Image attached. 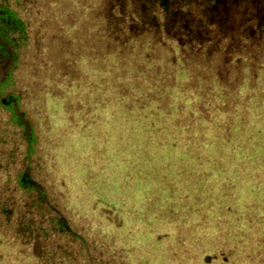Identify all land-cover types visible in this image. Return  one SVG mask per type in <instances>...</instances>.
I'll return each mask as SVG.
<instances>
[{
  "label": "rangeland",
  "instance_id": "374dc122",
  "mask_svg": "<svg viewBox=\"0 0 264 264\" xmlns=\"http://www.w3.org/2000/svg\"><path fill=\"white\" fill-rule=\"evenodd\" d=\"M34 2L14 73L28 162L82 240L29 241L11 218L0 264H264V50L225 64L171 33L116 31L102 2ZM7 117L0 182L28 163Z\"/></svg>",
  "mask_w": 264,
  "mask_h": 264
},
{
  "label": "trees",
  "instance_id": "16d2710c",
  "mask_svg": "<svg viewBox=\"0 0 264 264\" xmlns=\"http://www.w3.org/2000/svg\"><path fill=\"white\" fill-rule=\"evenodd\" d=\"M246 2L238 0L235 3L233 12L241 15L218 16L214 18V24L211 23V18H202L203 26L193 28L189 25V28L194 29L195 32L186 37L193 41L192 44H196L194 49L202 51L209 47L208 52L214 48V56H221L225 64L231 60L233 63H239L240 58H252L254 54L263 51L264 3H256L246 10L248 3ZM4 10L6 13L3 19L6 23L10 22L11 26L7 27L9 33L6 30L0 33V112L8 116L6 124L18 130L19 140L24 144L21 155L28 162L34 154L37 138L30 120L21 109V97L14 90V73L26 49L28 32L8 7L5 6ZM246 12L248 14H245ZM189 21L195 23L196 20L191 18ZM185 22L186 20L183 24ZM181 35L177 32L176 35L170 36L181 46L183 44ZM153 36L155 39L159 38V34ZM153 36L151 35V39ZM18 144L14 141L11 143V149L6 156L7 161L14 163L17 150L21 147ZM31 165L28 162L19 172L14 175L10 172L5 180L1 181L2 184L0 182V228L6 227L13 218L17 233L21 237L23 235L28 237L29 241L36 237L49 236L51 234L49 230L70 242L82 240L50 199L46 187L35 180L30 169Z\"/></svg>",
  "mask_w": 264,
  "mask_h": 264
},
{
  "label": "flooded vegetation",
  "instance_id": "af4514ba",
  "mask_svg": "<svg viewBox=\"0 0 264 264\" xmlns=\"http://www.w3.org/2000/svg\"><path fill=\"white\" fill-rule=\"evenodd\" d=\"M35 0H0V33L6 30L10 32V22L3 19L5 6L12 11L15 17L21 21L24 30L28 32V25L20 17L19 12H24L23 7H30ZM106 5L105 15L113 24L116 31L129 30L137 31H164L166 34L176 35L179 32L181 43L191 45L195 48L196 44L187 39L186 36L193 34L191 27L203 26L202 18H214L218 16H233L241 13L233 12L235 3L238 0H95ZM247 1L246 10L255 6L256 3H264V0H243ZM250 5V6H249ZM88 9L89 2L87 3ZM244 8V7H243ZM244 14V13H243ZM245 14H248L246 12ZM193 18L195 23L188 22ZM186 20L185 24H183ZM159 33V32H156ZM195 39V38H194ZM29 40V33H28ZM190 41V42H189ZM28 43V42H27Z\"/></svg>",
  "mask_w": 264,
  "mask_h": 264
}]
</instances>
